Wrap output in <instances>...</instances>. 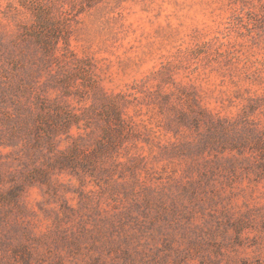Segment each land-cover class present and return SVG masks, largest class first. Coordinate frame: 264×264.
<instances>
[{"label": "rangeland", "instance_id": "1", "mask_svg": "<svg viewBox=\"0 0 264 264\" xmlns=\"http://www.w3.org/2000/svg\"><path fill=\"white\" fill-rule=\"evenodd\" d=\"M0 264H264V0H0Z\"/></svg>", "mask_w": 264, "mask_h": 264}, {"label": "trees", "instance_id": "2", "mask_svg": "<svg viewBox=\"0 0 264 264\" xmlns=\"http://www.w3.org/2000/svg\"><path fill=\"white\" fill-rule=\"evenodd\" d=\"M38 43H39V45L41 46V47H43L44 49H47V48H49V41L47 40V39H43V38H39V40H38ZM44 108H45V106H44ZM51 110V109H50ZM54 110V112H52V110H51V116H55L56 115V117L58 118H61L62 117V113L58 110V109H53ZM112 115H114V119H115V121L116 122H120L121 121V117H120V114H119V111H118V108H115V107H113L112 108ZM40 116H46V113H44V114H40ZM48 128H49V125L47 126ZM68 123L66 124V122L64 123H62V122H60L59 124H57L56 123V125H54L53 126V128H54V130H61V131H67L68 130ZM107 130H111L112 129V127H110V126H108L107 128H106ZM51 135V134H50ZM49 139V145L51 146V143H50V141L52 140V136L50 137V138H48ZM74 148H75V145H74ZM72 150H75V149H73L72 148ZM71 151V149L68 151V152H70ZM94 152V154L96 153V149H95V151H93ZM93 154V153H92ZM69 155H67L66 156V159H69L70 157H68ZM61 167H65V166H61ZM37 172V171H36Z\"/></svg>", "mask_w": 264, "mask_h": 264}]
</instances>
